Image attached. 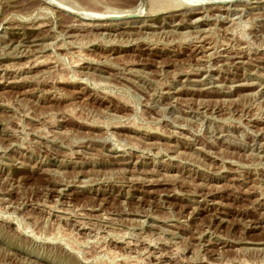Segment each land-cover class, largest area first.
<instances>
[{"label": "rangeland", "instance_id": "rangeland-1", "mask_svg": "<svg viewBox=\"0 0 264 264\" xmlns=\"http://www.w3.org/2000/svg\"><path fill=\"white\" fill-rule=\"evenodd\" d=\"M230 1L0 0V264H264V0Z\"/></svg>", "mask_w": 264, "mask_h": 264}, {"label": "bare ground", "instance_id": "bare-ground-1", "mask_svg": "<svg viewBox=\"0 0 264 264\" xmlns=\"http://www.w3.org/2000/svg\"><path fill=\"white\" fill-rule=\"evenodd\" d=\"M195 2V3H193V5H191V3L190 4H188V6H186L190 11H191V16L190 17H192V18H195V17H197L201 12L199 11L198 12V10H200L201 8H205L206 7V9H207V7H215L216 8V11H218V12H220V9H222V7L224 8V6H226V5H228L231 1L230 0H192V2ZM197 7H199V8H197ZM219 7H221V8H219ZM231 9V8H230ZM134 10H135V8H130V9H128V10H124V11H122V12H120L118 15L117 14H111L112 16L110 17V21L111 22H118V21H121V20H123L125 17H126V15L127 14H132V12H134ZM188 10V11H189ZM235 10V9H234ZM243 11V10H242ZM110 12V11H109ZM135 13H136V11H135ZM138 13V12H137ZM140 13V12H139ZM83 14V13H82ZM88 14V13H87ZM202 14V13H201ZM229 14V13H228ZM100 15V14H99ZM107 15V14H106ZM206 15V14H205ZM83 16V15H82ZM87 16V15H86ZM108 17V16H107ZM189 17V16H188ZM233 19V18H232ZM43 25V24H42ZM144 25V24H143ZM35 26V25H34ZM38 26V25H37ZM172 26V25H171ZM36 27V26H35ZM34 27V28H35ZM37 29V28H36ZM202 31V30H201ZM196 48V47H195ZM21 68V67H20ZM130 259V258H129ZM125 260V259H124ZM132 260V259H131ZM131 260H128V259H126L125 260V263L126 264H133L134 262H132ZM136 263V262H135Z\"/></svg>", "mask_w": 264, "mask_h": 264}]
</instances>
